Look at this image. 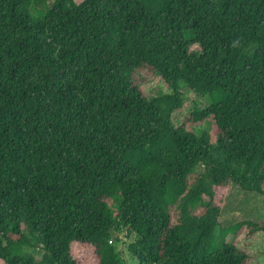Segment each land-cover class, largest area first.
I'll use <instances>...</instances> for the list:
<instances>
[{
	"label": "trees",
	"instance_id": "1",
	"mask_svg": "<svg viewBox=\"0 0 264 264\" xmlns=\"http://www.w3.org/2000/svg\"><path fill=\"white\" fill-rule=\"evenodd\" d=\"M184 86L210 103L175 125ZM233 185L264 211V0H0L3 264H127L123 233L137 264H248Z\"/></svg>",
	"mask_w": 264,
	"mask_h": 264
},
{
	"label": "rangeland",
	"instance_id": "2",
	"mask_svg": "<svg viewBox=\"0 0 264 264\" xmlns=\"http://www.w3.org/2000/svg\"><path fill=\"white\" fill-rule=\"evenodd\" d=\"M83 1L84 0H76L78 4ZM196 49L199 50V48ZM141 76V86L146 93L150 95H159L171 92L159 77L148 75L147 72H143ZM182 92L184 94V104L181 110L173 113V122L175 125H180L184 118L195 108L203 109L210 103L208 97H200L196 95L187 86L182 88ZM189 126L197 131L206 130L213 136L216 133L212 120L190 123ZM224 209V227L232 225L245 218L264 223L262 197L258 193L245 192L233 185L228 193ZM117 239H119V242L117 243L118 249H120L126 257L127 264H137L128 251V245L131 239H129L124 233L115 236V238H113L114 242H116ZM218 240L220 243L233 242L235 241V235L233 233L225 234L222 233L221 230H218ZM240 244L250 257L248 264H264V232L256 233L248 239L244 238L240 241ZM28 251L35 254L38 259H41L43 254L41 250L32 247L28 248ZM73 253L79 259L80 264H98L94 248L91 246L75 244L73 247ZM0 264H3V262L0 261Z\"/></svg>",
	"mask_w": 264,
	"mask_h": 264
}]
</instances>
